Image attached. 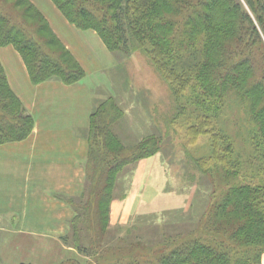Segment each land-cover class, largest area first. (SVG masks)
I'll return each mask as SVG.
<instances>
[{
    "label": "trees",
    "instance_id": "obj_1",
    "mask_svg": "<svg viewBox=\"0 0 264 264\" xmlns=\"http://www.w3.org/2000/svg\"><path fill=\"white\" fill-rule=\"evenodd\" d=\"M70 23L94 30L109 50H142L168 82L177 115L195 116L188 133L209 135L211 156L226 167L201 218L203 233L168 238L151 264H261L264 254V0H51ZM165 6L170 14L162 10ZM12 45L32 83L81 81L85 71L29 0H0V47ZM259 75L256 77V73ZM184 98L186 103H181ZM246 112V158L234 137L212 122L228 101ZM186 107V108H185ZM122 110L113 97L94 102L88 127L85 198L72 219L74 248L86 264H144L129 256L106 257L112 188L129 164L155 154L160 138L147 135L129 151L113 131ZM210 128L207 130L204 126ZM34 120L10 87L0 62V144L30 135ZM219 149L220 155L215 153ZM127 151V153H125ZM215 154V155H214ZM206 158H196L195 164ZM247 162L249 172L242 170ZM205 164V162H204ZM217 165L211 167L212 174ZM203 173L209 169L201 167ZM218 184V185H217ZM84 197L82 194L81 199ZM103 204V206H102ZM233 212V217L228 213ZM85 230L100 237L81 241ZM206 222V223H205ZM67 243V236H61ZM80 239V242H79ZM167 244L165 246H167ZM105 254V255H104ZM113 255V254H112ZM103 258V259H102ZM75 261V262H74ZM71 264H80L71 260ZM89 262V263H88Z\"/></svg>",
    "mask_w": 264,
    "mask_h": 264
},
{
    "label": "rangeland",
    "instance_id": "obj_2",
    "mask_svg": "<svg viewBox=\"0 0 264 264\" xmlns=\"http://www.w3.org/2000/svg\"><path fill=\"white\" fill-rule=\"evenodd\" d=\"M29 1L39 9L59 39L61 41L67 39L74 53H77L78 58L62 41L85 71L86 75L82 81L91 90L93 99L99 102L111 96L117 107L122 110L121 118L116 122L113 131L125 146V150L129 151L131 146L147 135L160 138L159 151L143 158L150 159L146 161L147 163L141 165L143 160L141 159L129 164L116 178L112 188L113 199L109 205L108 227L104 235L103 244L107 246L106 257L110 256V259L114 261L117 256H129L131 260L137 258L144 261V264H151L150 260L157 257L163 247L164 250L170 247L163 242L168 238L180 240L179 238L191 236V234L212 236L202 232L201 218L210 207L211 198H213L214 186L209 180L213 179L216 183L218 180L223 182L219 178L222 177V169L226 167L214 156L208 159L210 153L208 134L200 130L195 136L188 133L189 123L195 122V116L188 118L184 113L177 115L176 103L168 82L162 77L151 58L142 50H133L128 53L109 50L94 30L81 29L67 21L51 0ZM242 3L244 4L243 0ZM245 8L249 11L246 5ZM162 10L170 14L167 7L163 6ZM5 46L15 49L12 45ZM257 75L259 72L256 73V77ZM15 94L18 96L16 92ZM184 102L186 103V100L183 98L181 103ZM246 119L248 120L246 112L233 100L228 101L212 120L234 137L237 143L236 148L242 151L243 158H246L249 152V145L236 136L240 134L242 138L245 137ZM203 127L207 130L210 128L207 124ZM215 153L221 154L219 149ZM196 158L206 159L197 166ZM215 165L218 168L212 174L211 167ZM202 166L209 170L203 173ZM86 167L85 163L83 191L73 198L76 205H80L85 198ZM248 167L245 162L242 170L249 172ZM131 191H136L138 196L131 200L127 199V202L125 194ZM82 194L84 197L81 199ZM70 198L62 199L71 206L74 213L68 218L67 229L61 236L68 237V246L74 250L65 251L64 257L52 264H71L72 259L80 264H86L88 261L87 256L74 248L78 242L73 238L71 221L81 211L79 212V208L70 203ZM233 215L234 213L230 212L228 217L224 218L227 219ZM83 223L80 224L83 226L80 239L87 245L89 237L97 238L100 234L97 230H85ZM191 230L193 232L189 234ZM5 233L0 231V242ZM8 249L10 251H5L7 255L5 259L10 258L11 261L13 258L20 257V255L14 257V251L11 248ZM26 249V254L29 256L33 250H30L31 246H26ZM3 252L0 249V264H12L3 261ZM20 264L33 263L25 261Z\"/></svg>",
    "mask_w": 264,
    "mask_h": 264
},
{
    "label": "crops",
    "instance_id": "obj_3",
    "mask_svg": "<svg viewBox=\"0 0 264 264\" xmlns=\"http://www.w3.org/2000/svg\"><path fill=\"white\" fill-rule=\"evenodd\" d=\"M62 41L77 57L67 39ZM0 61L10 86L34 119L28 137L0 145V231L6 232L0 242L3 261L57 263L65 251L74 250L60 239L74 213L62 199L74 198L84 188L95 99L82 80L31 83L21 56L11 46L0 47ZM131 192L125 194L127 202L138 196ZM26 246L33 250L29 256ZM8 248L20 257L5 259Z\"/></svg>",
    "mask_w": 264,
    "mask_h": 264
}]
</instances>
